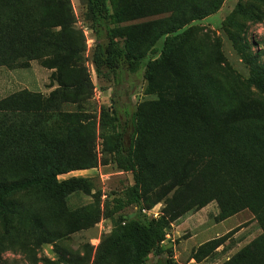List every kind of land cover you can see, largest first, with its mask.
Masks as SVG:
<instances>
[{
	"label": "rangeland",
	"instance_id": "374dc122",
	"mask_svg": "<svg viewBox=\"0 0 264 264\" xmlns=\"http://www.w3.org/2000/svg\"><path fill=\"white\" fill-rule=\"evenodd\" d=\"M33 1L37 4L18 6L20 14L39 20L32 29L64 41L78 54L62 77L82 74L92 84L91 90L55 102L42 122L48 134L67 136V115L98 124L102 110L112 113L114 99L117 109L129 112L165 101L173 113L166 116L163 137L146 142L145 156L154 169L144 173L140 208L114 213L116 200L125 203L133 178L118 169L97 134L89 161L71 158L79 167L93 165L58 177L59 182L86 180L89 195L74 192L55 199L33 190L7 200L17 209L19 224L8 239L0 226V264H126L117 256L96 261L119 230V217L133 218L140 210L147 219L166 223L163 247L177 264H228L241 253L243 261L235 264H264V223L249 209L226 211L232 201L223 172L228 149L260 154L264 163V91L248 83L255 68L264 72V0H108L110 14L131 10L120 26L143 31L151 44L148 59L164 62L151 82L137 70L123 74L119 84L94 71L98 37L85 19L83 0L57 6L56 0ZM49 60L0 67V101L21 91L46 100L58 89L57 69L44 66ZM247 111L259 118L241 117ZM120 120L130 127L124 114ZM238 154L233 161L242 165ZM156 262L152 258L148 264Z\"/></svg>",
	"mask_w": 264,
	"mask_h": 264
},
{
	"label": "trees",
	"instance_id": "16d2710c",
	"mask_svg": "<svg viewBox=\"0 0 264 264\" xmlns=\"http://www.w3.org/2000/svg\"><path fill=\"white\" fill-rule=\"evenodd\" d=\"M49 2L42 1L44 5ZM52 3L54 6L66 5L67 0ZM83 3L85 19L92 33L98 37L92 50V65L97 77L112 79L119 84L123 74L144 70L145 79L151 82L164 62L162 58L148 59L147 51L151 44L147 43L143 31L120 26L131 10L120 9L110 14L108 0H83ZM29 4L36 5L37 2L0 0V67L49 57L44 66L57 69L58 89L46 100L21 91L0 101V226L6 239L19 224L17 209L7 201L13 194L43 190L55 199H64L74 192L90 194L86 180L70 178L59 182L58 177L93 165L88 162L89 165L79 167L71 158L89 161L97 134L118 169L130 173L133 178V186L126 191L125 203L116 200L114 213L125 207L140 208L144 173L154 169V164H150L145 156L148 150L146 142L149 138L152 141L163 137L166 116L173 113V105L165 101L142 104L129 112L123 106L117 109L118 99H114L112 113L102 110L98 124L82 123L77 116L67 115L64 122L68 125V135L57 138L48 134L42 122L55 102L70 94L78 95L86 89L91 90L92 84L82 74L72 78L62 77L65 65L78 54L64 41H52L32 29L39 20L20 14L18 7ZM23 26L30 29L23 32ZM144 47L146 50L140 51ZM248 83L263 92L264 72L255 68ZM123 114L129 119L130 127L126 124L122 126L120 116ZM241 117L259 118L257 112L252 111L242 113ZM175 123L180 125L178 120ZM228 152V167L223 172L227 177L232 204L226 211L233 214L240 207L249 209L263 224L264 163L261 155L235 149H228ZM236 154L243 159L242 165L233 161ZM212 159L218 160V157L214 154ZM144 211L140 210L133 218L119 217V230L99 253L96 262L117 256L126 264H148L152 258L157 259L156 264H177L171 251L163 247L166 223L147 219ZM216 244L213 243V246ZM237 261H243V253L228 264Z\"/></svg>",
	"mask_w": 264,
	"mask_h": 264
},
{
	"label": "built area",
	"instance_id": "2783aa9c",
	"mask_svg": "<svg viewBox=\"0 0 264 264\" xmlns=\"http://www.w3.org/2000/svg\"><path fill=\"white\" fill-rule=\"evenodd\" d=\"M143 213H144L145 215H148V216H149V214H148L147 212L144 211Z\"/></svg>",
	"mask_w": 264,
	"mask_h": 264
}]
</instances>
